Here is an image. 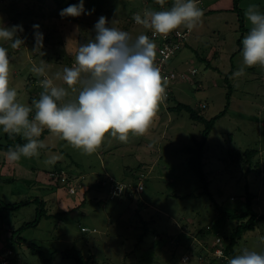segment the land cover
<instances>
[{
  "label": "rangeland",
  "instance_id": "374dc122",
  "mask_svg": "<svg viewBox=\"0 0 264 264\" xmlns=\"http://www.w3.org/2000/svg\"><path fill=\"white\" fill-rule=\"evenodd\" d=\"M42 1L0 0V20L7 26L21 24L24 28L19 33L26 37L24 45L19 49L10 48L8 43L3 46L9 51V86L17 90L18 102L29 106L43 90L39 86L42 77H37L32 67L43 60L47 74L54 78L64 67L74 66L78 46L93 39V25L99 16H105L110 26L135 38L147 35L148 29L132 22L134 14L164 10L168 5L164 3L162 8L154 0H84L85 9L91 10V14L61 17L59 12L78 0L70 4V0ZM211 2L220 1L198 0V6L203 9ZM231 2L220 3L227 7ZM245 3L258 5L264 12V0H241L239 5ZM247 5L242 10L245 23ZM206 14L192 29L187 39L190 46L182 48L168 62L169 68L180 66L179 71L189 74L188 79L184 78L187 81L178 80L171 85L174 99L170 104L179 101L197 108L205 103L204 108L197 110L205 118L214 116L227 102L224 77L233 68L229 79L230 104L206 139L204 170L218 203L238 205L247 185L250 192H258L254 209L264 213V67H247L243 75L238 74L243 66L241 41L247 32L242 35L238 18H226L225 12L224 16ZM33 24H39L44 34L43 55L33 50ZM212 47L217 56L207 67L201 59L213 52ZM192 68L196 70L193 75ZM31 79L36 83L31 84ZM54 83L68 87L59 79H54ZM75 95L69 89L65 99ZM166 98L165 95L160 101L143 135L130 133L128 140L121 142L105 133L102 143L91 154L72 147L53 133L41 139L47 149H41L39 157L22 158L16 164H10L4 156L7 151L0 149V200L4 205L28 201L19 209L0 208V253L10 248L17 264H43L29 246L15 240L16 236L10 240L11 231L32 221L43 202L50 217H42L36 226L24 228L19 236L39 246L45 257L51 258L50 264H77L74 258L61 257V252L71 248L82 254L84 264H203L197 260L198 247L190 232L210 223L214 212L207 196L197 194L202 184L188 168L189 155L184 149L193 145L194 138H202L204 125L190 119L183 110H167ZM6 143L5 134L0 133V144ZM244 148H256L260 153L259 167L246 177L245 168L231 163L227 155L230 149ZM52 155L60 159L53 165L46 164ZM56 168L64 169L69 176L74 174L76 194H69L61 184H56L50 175ZM111 179L115 183L111 184ZM85 190L86 200L80 203ZM190 193L195 196H178ZM230 197L235 201L231 202ZM142 221L146 222L147 233ZM184 225L189 230L180 232ZM243 248L264 251V221L242 235L235 249L239 253ZM184 254L189 261H183Z\"/></svg>",
  "mask_w": 264,
  "mask_h": 264
},
{
  "label": "clouds",
  "instance_id": "9594fccd",
  "mask_svg": "<svg viewBox=\"0 0 264 264\" xmlns=\"http://www.w3.org/2000/svg\"><path fill=\"white\" fill-rule=\"evenodd\" d=\"M157 3L163 8L165 0ZM81 14H91L84 7V0L59 12L61 17ZM244 15L250 28L241 41L243 66L237 70L240 75L247 67H264V12L258 5H249ZM202 16L198 0H173L170 8L145 10L142 15L134 14L133 20L154 34L167 35L181 25L191 31ZM32 28L33 50L43 55L44 34L39 24H33ZM93 30V39L78 46L74 66L64 67L54 78L47 74L43 60L39 66L32 67V72L42 77L39 83L43 90L29 106L18 102L17 90L9 86V51L3 46L8 43L10 48L19 49L24 45L26 37L19 35L24 28L21 24L7 26L0 20V133L18 135L25 141L10 146L4 153L10 164L22 158L39 157L40 150L46 147L40 139L45 129L72 147L91 154L100 146L105 133L126 142L130 133L143 135L152 123L167 83L154 62V42L145 34L133 38L129 32L110 26L103 15L94 23ZM167 67L175 71L182 68ZM54 79L62 80L68 87L58 86ZM69 89L76 95L66 100ZM205 106V103L200 105ZM30 113H33L31 118ZM58 159V155H52L45 163L53 165ZM217 256L224 258V253L219 251ZM226 264H264V251L243 248L226 258Z\"/></svg>",
  "mask_w": 264,
  "mask_h": 264
},
{
  "label": "trees",
  "instance_id": "16d2710c",
  "mask_svg": "<svg viewBox=\"0 0 264 264\" xmlns=\"http://www.w3.org/2000/svg\"><path fill=\"white\" fill-rule=\"evenodd\" d=\"M157 2V0H154ZM241 0H232V8L231 10L235 12L238 16V21H239V26H240V32L245 33L248 32L247 29H245V24H244V17L242 10L239 7V2ZM39 2H42V0H39ZM72 0L68 1V4H70ZM165 3H168L167 8H170L172 6L173 0H165ZM40 4V3H39ZM215 10H210L208 12H214ZM134 23L135 21L132 20ZM184 27V26H183ZM179 28V29H183ZM178 29V28H177ZM173 32V31H172ZM171 32V33H172ZM169 32V34H171ZM147 36L152 40L151 38V30H147ZM241 39H238L240 41ZM188 43L184 41L181 44V47L178 51H180L182 48L187 47ZM193 53L197 54V51L195 48H192ZM178 53V52H177ZM176 53V54H177ZM175 54V55H176ZM217 56V53L215 51L211 52L209 56L203 57L201 60L205 62V65L207 67H211V62L213 59H215ZM174 57H171L168 62L173 59ZM216 69V67H215ZM227 72L224 77L225 85L227 88V91L225 93V98L227 100L225 106L223 107V110L215 114L214 116L210 118H205L198 109H202L200 107L194 108V106L182 103L179 101H175V103L170 104V101L173 100V93L172 90L168 91V94L166 95V102H168L167 105V110L171 111H185L187 112L188 116L190 119L194 121H200L203 123V129L201 131V139H193V145L189 146L184 149V151L189 155L188 160H187V166L188 168L196 175L197 179L201 182L202 187L201 190L197 193L198 195H206L207 198L211 201L212 206H213V212H214V219L206 224L205 226H200L198 227L195 232L191 231L190 234H193L191 237L192 239H195L196 245H197V260L200 263L203 264H226V258L234 256L238 254V251L235 249L236 246L238 245L239 241L242 238V235L246 233L247 231L254 230L255 227L258 225L260 221H264V213H260L254 209V203L258 198V192H250L248 189V186H245V192L242 195V200L239 201L238 205H225V203H218L214 197L212 192L209 189V180L207 177V172L204 170V151H205V144H206V139L211 132L215 122L222 116L225 115L229 104H230V97H231V84H230V75L233 70ZM40 81V80H39ZM31 84L36 83L35 79L30 80ZM40 86V83H39ZM41 87V86H40ZM165 87H172L170 84L166 85ZM50 133L47 129L42 132L40 139L44 137L45 134ZM5 137L7 139L6 144H0V149H3L5 151L8 150L10 146H15L16 144H23L25 141L23 138L20 136H12L5 134ZM44 149H47L45 147ZM259 150L256 148H244L242 151L236 150V149H230L227 152L228 158L231 163L234 164H241L245 168V173L243 174L245 177L248 175V173L252 170L253 168L259 167L260 161H259ZM64 169H55L54 171L59 172ZM53 171V172H54ZM74 174H71L70 176L66 174V180L62 183L60 181L59 177H54L51 176L52 178L56 179V184H61L63 190H65L67 193L69 187L74 186L75 191L74 193H69V194H76L77 193V186L75 185V177H72ZM111 177H109L110 179ZM106 181H103V184H105ZM110 183H115L114 180H110ZM116 185V184H115ZM115 188V186H113ZM126 189V188H125ZM87 191L85 190L83 192V198L80 203L84 202L86 200V195ZM196 194V195H197ZM175 196H177L176 193H174ZM179 197H184V196H195L194 193L186 194V195H178ZM35 201V199H33ZM230 201L233 202L235 201L234 197H230ZM28 201L24 202H16L11 204L4 205L2 201L0 200V208H5V209H19L23 204H27ZM43 204V202H42ZM42 204H39V207L36 209V214L35 217L32 221L30 222H25L21 227L17 228L16 230L11 231V236L10 240L12 241L13 238L15 237V240L18 243H23L24 246H29L32 250V253L34 255H37L40 261L43 264H50L51 258H46L43 251L41 248L33 243L28 242L27 240H23L20 238V233L21 231L26 228V227H31V226H36L40 219L42 217H50L48 214H46L44 207ZM81 205V204H80ZM74 208V207H73ZM143 228L144 230L146 229V222L142 221ZM232 223V225L230 224ZM230 224V225H229ZM187 226V225H186ZM185 225L180 227V232L181 231H186L189 230ZM11 230V229H10ZM81 230H84L82 227ZM146 231V230H145ZM193 232V233H192ZM147 233V231H146ZM179 243L177 242L176 245ZM222 251L224 253V258H220L217 256V252ZM61 257L63 259L65 258H74L77 262V264H84V258L82 254L74 249H68L63 252H61ZM186 258L183 261H189L190 258L187 254H184L183 258ZM3 261L7 262L8 264H17L18 260L16 259V256L14 255L12 249H4L0 253V264H3Z\"/></svg>",
  "mask_w": 264,
  "mask_h": 264
},
{
  "label": "built area",
  "instance_id": "2783aa9c",
  "mask_svg": "<svg viewBox=\"0 0 264 264\" xmlns=\"http://www.w3.org/2000/svg\"><path fill=\"white\" fill-rule=\"evenodd\" d=\"M172 32V31H171ZM170 32V33H171ZM191 31H189L185 26L183 29H175L171 34L167 35H161L159 33H153L151 31V38L155 39L157 42L155 44L156 48V55L154 58V62L157 66L160 67L161 70V76L162 78L166 79V85L176 82L178 80H186L188 79V74L182 72V71H175L168 69V60L175 56V54L178 52V50L181 47V44L187 40L188 36L190 35ZM196 70L192 69L190 73L193 75L195 74ZM186 78V79H184ZM169 89L165 87V95L168 94ZM54 177H59L60 181L63 183L66 180V173L61 170L59 172H52L50 174ZM112 180V179H111ZM124 187V186H123ZM137 187V186H136ZM115 189V188H113ZM75 187L71 186L68 189L69 193H74ZM3 264H8L7 262L3 261Z\"/></svg>",
  "mask_w": 264,
  "mask_h": 264
},
{
  "label": "crops",
  "instance_id": "0c3cea01",
  "mask_svg": "<svg viewBox=\"0 0 264 264\" xmlns=\"http://www.w3.org/2000/svg\"><path fill=\"white\" fill-rule=\"evenodd\" d=\"M218 1H220L221 2V0H218ZM220 2H215V3H213V2H211L208 6H203V13L204 14H206V15H208L210 12H208V11H210V10H215L214 11V13H216V14H219V15H223L222 13L223 12H225V16H226V18H230V19H233V17L236 19V18H238L237 17V15L234 13V12H232V11H230L231 10V8H232V2H231V4L230 5H228L227 7H225V6H222L221 5V3ZM242 5V7H244V8H242L240 5H239V7H240V9L241 10H245V6L247 5L246 3H245V6L243 5V4H241ZM248 6V5H247ZM227 12H230L231 14L229 15ZM211 14V13H210ZM224 16V15H223ZM227 20V19H226ZM228 22V21H227ZM244 24H245V29H247V30H249V28H250V26H249V24H248V21H246V23L244 22ZM191 32H192V30H191ZM191 34V33H190ZM244 37V36H243ZM188 46H190L189 44H188ZM187 46V47H188ZM212 50L214 49L213 47L211 48ZM214 51V50H213Z\"/></svg>",
  "mask_w": 264,
  "mask_h": 264
}]
</instances>
